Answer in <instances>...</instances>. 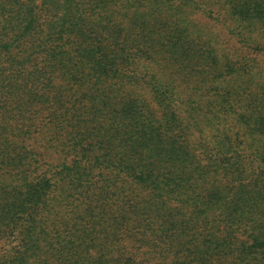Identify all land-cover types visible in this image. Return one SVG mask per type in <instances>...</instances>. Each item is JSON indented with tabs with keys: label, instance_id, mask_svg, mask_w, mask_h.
I'll use <instances>...</instances> for the list:
<instances>
[{
	"label": "trees",
	"instance_id": "obj_1",
	"mask_svg": "<svg viewBox=\"0 0 264 264\" xmlns=\"http://www.w3.org/2000/svg\"><path fill=\"white\" fill-rule=\"evenodd\" d=\"M264 264V0H0V264Z\"/></svg>",
	"mask_w": 264,
	"mask_h": 264
},
{
	"label": "rangeland",
	"instance_id": "obj_2",
	"mask_svg": "<svg viewBox=\"0 0 264 264\" xmlns=\"http://www.w3.org/2000/svg\"><path fill=\"white\" fill-rule=\"evenodd\" d=\"M149 264H154V263H149Z\"/></svg>",
	"mask_w": 264,
	"mask_h": 264
}]
</instances>
